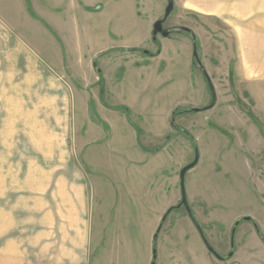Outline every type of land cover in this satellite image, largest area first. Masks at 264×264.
<instances>
[{
    "label": "rangeland",
    "instance_id": "obj_1",
    "mask_svg": "<svg viewBox=\"0 0 264 264\" xmlns=\"http://www.w3.org/2000/svg\"><path fill=\"white\" fill-rule=\"evenodd\" d=\"M81 1L0 0V264H170L195 151L207 241L227 256L233 228L255 231L242 264H264V89L194 63L196 15L174 0L166 18L167 0ZM204 73L212 104L171 119L211 101Z\"/></svg>",
    "mask_w": 264,
    "mask_h": 264
},
{
    "label": "crops",
    "instance_id": "obj_2",
    "mask_svg": "<svg viewBox=\"0 0 264 264\" xmlns=\"http://www.w3.org/2000/svg\"><path fill=\"white\" fill-rule=\"evenodd\" d=\"M81 2L89 7L86 11L83 10L88 14L104 13V3L92 5L97 2L95 0H90L89 3ZM174 2L179 8L190 10L196 15L193 34L196 35L195 39L199 44V56H202V53L206 54L209 66H213V61L215 64L220 61V65L223 64L225 67L223 72L211 71L210 74L239 76L254 96L264 89V0H174ZM218 23L225 26L222 34L217 31ZM104 37H108L106 33ZM263 106L262 103L261 107ZM183 224L187 227L188 233L181 229L179 237L185 244L186 251H180L170 264H242V256L245 254H249L256 262V258L250 254L251 246L263 247L255 231L245 234L246 229L242 228L233 234L234 238H230L228 243L234 247L232 255L224 256L223 253H219L222 258H217L207 249L191 220L184 221ZM224 235L226 236V233ZM163 256L165 260L171 254L164 253ZM162 264L167 262L163 261Z\"/></svg>",
    "mask_w": 264,
    "mask_h": 264
},
{
    "label": "water",
    "instance_id": "obj_3",
    "mask_svg": "<svg viewBox=\"0 0 264 264\" xmlns=\"http://www.w3.org/2000/svg\"><path fill=\"white\" fill-rule=\"evenodd\" d=\"M173 0H167V5L165 7V12H164V17L163 18H166L169 13L171 12V10L173 9ZM162 22L163 20L162 19H159V20H156L153 24V29H152V33L153 34H156V33H161V35H163L164 37H166L168 35V30H164L163 29V25H162ZM197 159H198V152L195 151V157L193 159V161H191L189 164H187L186 166H184L180 173H179V178H180V188H181V201L179 203L178 206L180 205H183L184 208L186 209V212H187V215L189 216V218L191 219V221L193 222L194 226L196 227V229L198 230L205 246L207 247V249L213 253L217 258H222L215 250L214 248L210 245V243L207 241L204 233H203V230L202 228L200 227V225L197 223V221L194 219L193 215H192V211L187 203V200H186V196H185V190H184V175H185V172L186 170H188L189 168H191L193 165H195V163L197 162ZM244 220H249L250 217L249 216H244L243 217ZM234 229H232V237H233V234H234ZM157 234L154 235V239L156 238ZM231 237V238H232ZM229 255H232V251H230L228 253ZM154 257V256H153ZM154 264V263H152Z\"/></svg>",
    "mask_w": 264,
    "mask_h": 264
},
{
    "label": "trees",
    "instance_id": "obj_4",
    "mask_svg": "<svg viewBox=\"0 0 264 264\" xmlns=\"http://www.w3.org/2000/svg\"><path fill=\"white\" fill-rule=\"evenodd\" d=\"M28 10H29V13L31 14V15H33V10H31L30 8H28ZM193 34V33H192ZM193 36H194V34H193ZM197 49H198V42H197V40L194 38L193 39V61H194V63L195 62H197V63H199V59H198V56H197V54H196V52H197ZM204 76H205V79H206V83H207V88H208V90H209V94H210V100L211 101H208L207 102V104L205 105V106H203V107H200V109H195V107H189V108H185V109H182V110H180V109H175L174 111H173V114H172V116H171V119H173V117H174V115L175 114H177L178 112L180 113V112H188V111H193V110H202L204 107H209L211 104H212V102H213V99H211V97H212V95L214 94V90H213V87H212V85H211V83H210V80H209V78L207 77V75H206V73H204ZM207 107V108H208Z\"/></svg>",
    "mask_w": 264,
    "mask_h": 264
},
{
    "label": "flooded vegetation",
    "instance_id": "obj_5",
    "mask_svg": "<svg viewBox=\"0 0 264 264\" xmlns=\"http://www.w3.org/2000/svg\"><path fill=\"white\" fill-rule=\"evenodd\" d=\"M164 29H165V27H164ZM169 32V31H168Z\"/></svg>",
    "mask_w": 264,
    "mask_h": 264
}]
</instances>
